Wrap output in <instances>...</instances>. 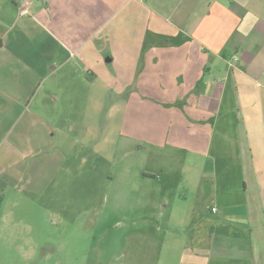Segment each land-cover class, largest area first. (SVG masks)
Listing matches in <instances>:
<instances>
[{"label": "crops", "instance_id": "0c3cea01", "mask_svg": "<svg viewBox=\"0 0 264 264\" xmlns=\"http://www.w3.org/2000/svg\"><path fill=\"white\" fill-rule=\"evenodd\" d=\"M66 67L91 87L109 88L101 73H125V88L143 90L141 110L171 106L169 139L153 145L192 153L211 196L191 246L204 257L212 250L208 264H264V0H0V145L19 116L30 126L40 119L30 110L35 90ZM12 133L15 153L25 141ZM4 168L0 160V180L16 176ZM154 176L145 180L160 191Z\"/></svg>", "mask_w": 264, "mask_h": 264}, {"label": "rangeland", "instance_id": "374dc122", "mask_svg": "<svg viewBox=\"0 0 264 264\" xmlns=\"http://www.w3.org/2000/svg\"><path fill=\"white\" fill-rule=\"evenodd\" d=\"M122 75L101 73L111 76L109 88L91 87L79 68L66 67L35 90L30 110L40 119L30 126L19 116L5 130L0 160L16 176L0 180V264H208L215 257L190 243L200 211L212 205L190 166L195 157L153 145L169 139L171 106L141 110L143 90L125 88ZM12 131L33 156L20 152L25 144L12 152ZM42 132L49 144L37 148ZM152 174L164 180L160 191L145 180Z\"/></svg>", "mask_w": 264, "mask_h": 264}, {"label": "trees", "instance_id": "16d2710c", "mask_svg": "<svg viewBox=\"0 0 264 264\" xmlns=\"http://www.w3.org/2000/svg\"><path fill=\"white\" fill-rule=\"evenodd\" d=\"M3 203H4V196L0 194V215L2 213Z\"/></svg>", "mask_w": 264, "mask_h": 264}, {"label": "built area", "instance_id": "2783aa9c", "mask_svg": "<svg viewBox=\"0 0 264 264\" xmlns=\"http://www.w3.org/2000/svg\"><path fill=\"white\" fill-rule=\"evenodd\" d=\"M29 14V11L27 9H24L21 11V16ZM213 212H216V208H213Z\"/></svg>", "mask_w": 264, "mask_h": 264}]
</instances>
